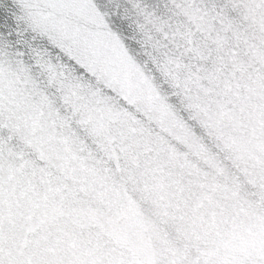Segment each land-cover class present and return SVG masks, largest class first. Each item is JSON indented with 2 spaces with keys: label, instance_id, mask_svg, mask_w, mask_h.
Segmentation results:
<instances>
[{
  "label": "snow or ice",
  "instance_id": "6c2138e0",
  "mask_svg": "<svg viewBox=\"0 0 264 264\" xmlns=\"http://www.w3.org/2000/svg\"><path fill=\"white\" fill-rule=\"evenodd\" d=\"M0 264H264V0H0Z\"/></svg>",
  "mask_w": 264,
  "mask_h": 264
}]
</instances>
